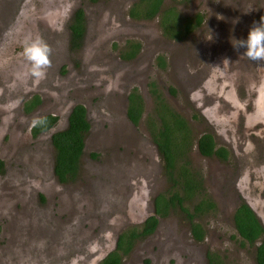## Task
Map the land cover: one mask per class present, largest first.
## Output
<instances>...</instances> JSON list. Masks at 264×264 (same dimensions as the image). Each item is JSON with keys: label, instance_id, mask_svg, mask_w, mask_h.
<instances>
[{"label": "rangeland", "instance_id": "1", "mask_svg": "<svg viewBox=\"0 0 264 264\" xmlns=\"http://www.w3.org/2000/svg\"><path fill=\"white\" fill-rule=\"evenodd\" d=\"M134 1L99 0L91 5L87 0H0V14L7 16L0 26V52L6 59L0 64V93L8 89L10 94H0V158L12 171L0 192V245L12 255L10 247L16 243H24L28 251L25 256L18 252L12 263L0 264H94L118 234L132 225L138 227L153 214V200L167 193L168 183L159 164L150 168V178L143 175L140 181V171L147 168L149 139L143 134L145 140L139 145V139L134 142L125 136L133 133L124 121L125 96L132 90L143 99L141 127H146L152 115L150 83L173 110L188 117L196 111V104H190L183 76L196 61H209L219 74H225L226 67L234 78L242 108L236 109L235 121L244 112L248 122L264 125V96L258 97L254 109L243 104V95L257 91L264 82V65L249 61L241 56L245 49L238 53L232 46L233 39H246L253 23L264 17V0H167L165 5L175 6L183 17L198 12L203 15L201 27L176 42L162 36L157 20L127 17ZM113 2L120 4L116 14L123 27L108 32L102 16ZM78 6L85 11L88 33L81 51L72 54L64 24ZM98 10H102L100 18ZM6 31L10 32L2 34ZM35 40L51 48V66L45 77L32 85L37 78L31 74L24 49ZM125 40L141 45L136 66L139 73L128 67L132 62L128 66L118 62L117 50ZM152 53L167 59L165 68L155 65ZM146 54L148 58L143 60ZM108 64H115L114 79L103 69ZM34 94L41 97L40 105L30 114L23 113V102ZM100 103L105 114L93 120L85 134L78 173L72 181L60 183L53 173L54 154L46 140L55 132L51 130L64 127L56 124L43 139H31L30 127L44 115L58 117L75 104L92 114ZM213 118L219 123L215 124L219 132L230 127L226 114L215 113ZM196 123L192 124L195 134L207 130L204 122ZM141 127L136 129L139 134L144 131ZM193 155L192 169L201 174L207 197L215 206L193 220L204 230L203 241L192 239L189 221L175 209L159 220L155 233L134 244L121 264H209L208 253L217 264H256L255 247L242 245L233 226L235 159L227 166L199 158L195 149ZM247 194L264 222V198L254 199L252 190Z\"/></svg>", "mask_w": 264, "mask_h": 264}, {"label": "flooded vegetation", "instance_id": "2", "mask_svg": "<svg viewBox=\"0 0 264 264\" xmlns=\"http://www.w3.org/2000/svg\"><path fill=\"white\" fill-rule=\"evenodd\" d=\"M87 1L91 5H95L96 3H98L99 0H87ZM139 1L140 0H136V1L132 2L130 4L129 8L127 9V17H129L131 20L140 21V20L133 19L129 16L130 8ZM166 1L167 0H162L161 5H160V10L158 11L157 15H155L152 19H149V21L150 20L151 21L157 20L159 29H160L163 37H165V36L162 33V27L160 25L159 13L161 11L169 8V7L175 8V6H166L165 5ZM170 1L176 2L173 0H170ZM119 7H120V4H118V2L117 3L113 2L112 8L107 10V11H104L105 13L102 16V18H103L104 23H106L104 25V27L108 28V32H111L112 30L115 31L117 28L123 27L122 23H121L123 20H121L119 18L118 13L116 14V11L118 10ZM79 10L82 12V18H83V22H84V34H83V37H82V40H81L79 47L75 48L74 47V41L72 40V32L70 30V26L74 20V15ZM99 11H102V10H98L96 12V15H98V17L100 18V12ZM198 15H200L202 17L201 24L198 27H196V29L194 31H192L190 34L186 35L183 39H185V38H187V36H190L191 34H193L203 24V15L200 12H198L196 14H192L188 17L190 19H193L194 17H196ZM6 17L7 16H5V14L4 15L0 14V26L3 24V21L6 20V19H4ZM116 18L119 19V22L113 21ZM146 21H148V20H146ZM66 22H67V24H66ZM64 30L67 33V38H68V40H67L68 44L67 45H68L70 52H72V54H76L79 51H81L82 46L86 42V37H87V33H88V25H87L86 14H85L84 9H81L78 6L77 8H75L73 10V12L69 16V19L67 21H65ZM9 32L10 31L2 32V34L9 33ZM165 38L168 40H171V42L177 41L174 39H169L167 37H165ZM179 41H182V40H179ZM51 44L55 45L56 43L53 40ZM131 44H138L139 45V47L137 48V51H135V52L132 51V49L130 47ZM140 52H141V45L139 42H135V41H131V40H125L122 48H119L117 50L118 60H119L118 62L121 63V65L125 64L126 66H128V64H130V62H132V64H130L132 66H128V67H130L132 70H134V74L139 73L140 71H138L136 69V66L138 65L137 61L139 59V58H137V56ZM127 54L132 55V57L123 59L122 57L127 56ZM151 57L154 59L155 65L158 66L160 69H163L166 67L167 59L164 58V56H162V55L156 56L154 53H152ZM144 58H148L147 54L145 55V57H143V60H144ZM4 60H6L4 57V54L2 52H0V64H2L4 62ZM126 66L123 68L124 69L123 73L128 68ZM112 67H115V64L105 65V66H103V69L107 70L109 72V76L114 79L115 76L117 77V75L113 76L115 74V71L112 70ZM218 71H220V70H218ZM218 71H217V68L214 67L211 62L205 61V63H203V61L199 60V61H196L193 64V66L190 69H188V71L183 76L184 77L183 81H184L185 90L187 92H189L188 95H189V101L191 102L190 104H191V106H193V104H192L193 101L196 104L193 106V109H195L196 111H193L192 114H190V116L188 115V117H186L184 114L182 115L179 111L173 110L166 102L165 103L174 111V113L177 117H179L180 119H182L185 122V124L187 125V128L189 129L190 145L187 147L186 156H187V160L189 162L190 168H192L191 162L194 161L193 160V158H194L193 149H195V153L197 154V156L199 158L205 159V160H214L217 164H220V165L224 164V165L229 166L230 161L231 160L234 161V159H235V163H234L235 168H232L235 170V175H234L233 179L231 180V185H235V188H236V207L233 211V214H234L235 210L242 203L245 204L249 208V210H251L250 206H252V205L247 199L248 191L250 193L252 190V192L254 193L253 196H255V197H253L254 199H263L264 198V125L262 124V122H259V121H254V123L248 122L246 120V117L244 116V112H240L238 119L235 121V114L237 113V111H241L242 108H240L241 105L238 104V101L236 98V90H235L234 85H233V82H234L233 79L234 78L232 75L228 74V72H227L228 68H226V67L223 69V71H226L225 74H223V73L219 74ZM87 73H88V69L84 74H87ZM39 79L40 78H37L35 83H33L32 85H36V83L39 81ZM98 83H100V82H98ZM0 88H1V84H0ZM260 88H263V91L261 93L259 92ZM157 90L158 89H157L156 85L150 83V93H151L150 98H152L153 109L151 111L152 115L148 117V120H150L153 123L159 122V119L155 116V114H153V110L155 108V102H154L155 100L154 99L156 98L157 95H161ZM133 91L134 90H132L130 93H128L125 96L126 109H125V114H124V119H125L124 121L127 125L130 126L133 133L125 135V136L129 140H132L134 142L136 141L135 138L139 139V145H142L143 141L145 140L144 138H142L143 134H145L147 136V138L149 139V142H148L149 144L147 143L149 146H146L147 148H149L148 156H147L148 163L146 164L147 168L140 171V176H139L140 181L144 178V176L150 178L151 173H152L150 168L153 169L154 165H158V164L160 166V173H162L163 177L166 180L165 173H164V167H163V159H162L161 154L159 153V150H158L156 144L152 141L151 133H150L149 126H148V120L145 122L146 127H141V124H142L141 118L144 115V108H143V99L141 98V96L137 92V90H135V92L139 95L141 103H142V111H141L140 117L138 118L136 124H134V123H132V121L129 119V117L127 115V110L129 107L128 98ZM0 94H1V96H6V97H9V95H10L8 92V89L5 93L2 92ZM260 95L264 96V82L261 83V85L259 86L257 91L256 90L253 91V89H252V91L246 92L243 95V104L246 105L248 107V109H250V108L254 109V105H255L254 103H256V100L258 99V97ZM35 96L39 100L38 104L35 105V107H33L30 111H26L27 110L26 108L29 107V105H30L29 102L31 100H33V98ZM161 98H162V96H161ZM250 100H251V103H250ZM40 103H41V97H39L37 94L32 95L29 99H27L23 102V104H22L23 113L25 112L27 114H30L32 111L35 110L34 108H36L37 106L40 105ZM237 104H238V107L236 106ZM75 105H72L68 111L65 110L63 113H60L58 115V117L54 116V115L46 114L41 118L52 116V117L56 118V121H55L53 126H55L56 124H60L61 128L62 127L65 128L67 126V119H68L69 113ZM77 105H80V104H77ZM236 109H237V111H236ZM104 111H105V109H104V106L102 103H100L99 106L96 107L95 112H93L92 114H90L89 111L87 109H85V119H86L87 123L89 124V129H88L87 133H89V131H90V126H91L93 120H96L97 117L100 119L103 118L102 114H105ZM250 112H252V111H250ZM250 112L245 111V113H248V114ZM215 113L216 114H218V113L226 114L229 118L230 127L229 128L227 127L222 132H219L217 130V127L215 126V124L218 126L219 123H215V118H213V115ZM254 113H255V110L252 112L250 117H252ZM36 121L30 127L29 136L31 139H38V138L43 139L45 134L53 126L48 128L47 130H45V129L40 130V128H37V129H39L37 131V129L34 130V128H35L34 126L36 124ZM198 121L204 122L205 125L207 126V130H204V131L200 132L199 134H195L194 133L195 128L193 127L192 124H194L196 122L199 123ZM206 126H205V129H206ZM138 127H141L144 129V131L141 134L137 133V131H136V129ZM208 128H210L212 131H210ZM205 133H208L211 135L212 140L214 142V150L215 151L220 147L224 148V150L226 151V156L224 159L217 157L216 155H212L210 157L203 156L198 152L197 140L201 135H203ZM51 135L47 138L46 142H48L49 147L51 148V151L55 155V150H54L52 143H51ZM83 144H84V138H83ZM82 153H83V150H82ZM54 155H53V173H54V164H55V162H54L55 156ZM13 166H14V164H13ZM9 167L10 166L8 164H6L5 162H3V160L0 158V179H1L0 180V183H1L0 184V192L4 186V183L6 182L5 180H7L9 178V177H7V175L11 174V172H12L9 169ZM199 175H200V177H202L201 174H199ZM247 179H249V182ZM166 182H167V180H166ZM168 188H169V183H168ZM261 195H263V196L261 197ZM193 202H192V204H195ZM251 212L253 213L252 210H251ZM233 214H232V220H233ZM253 215L255 216L254 213H253ZM151 216H155V214H154V200H153V214L145 217L143 219L142 223H140V225H138V227H140L145 222V220ZM199 216H201V215H199ZM156 218L158 219V224L155 227V230L153 233H155L158 230V226L160 224L159 220L162 219L159 217H156ZM256 220L258 221V223L262 226V228L264 230V222L261 219V217L259 216V219L256 218ZM189 223H190V221H189ZM131 227H136V226L132 225ZM131 227H129V228H131ZM152 234L146 236L145 238L151 236ZM190 235H191V231H190ZM8 237H9V234H7V237H6L7 242L9 243L10 240L8 239ZM191 237L195 242H201L204 239L203 238L201 241H196L192 235H191ZM140 240L141 239L136 241V243H138ZM23 244H17L16 243L14 247H10L11 252L14 253L13 255L9 254L8 249L6 251H3L2 249H4V248L1 247V245H0V252H1L0 262L3 261V263H8V261H9V263H12V260L18 255V252L22 253V255H24V256L28 255V251L24 250ZM19 250H22V252ZM208 256H211V253H208ZM1 258H6V259H1ZM16 262L18 263V261H16ZM208 262H210L209 264H217V261L214 259H212L210 261L208 258ZM121 263H122V260H121Z\"/></svg>", "mask_w": 264, "mask_h": 264}, {"label": "trees", "instance_id": "3", "mask_svg": "<svg viewBox=\"0 0 264 264\" xmlns=\"http://www.w3.org/2000/svg\"><path fill=\"white\" fill-rule=\"evenodd\" d=\"M173 1L187 2L188 0ZM161 2L162 0H140L130 8L129 16L136 20L152 19L160 10ZM159 19L163 35L177 41L194 31L202 21L200 15L193 19L183 17L174 7L161 11ZM70 30L74 47L77 48L84 34V22L80 10L74 15ZM130 47L135 52L139 45L131 44ZM131 57L132 55L127 54L122 58ZM128 100L127 115L132 123L136 124L142 111V103L135 90L130 94ZM154 100L153 114L159 119V122L153 123L149 120L148 126L152 141L156 144L163 159L164 173L169 183L168 191L166 194H159L154 199L155 216L147 218L140 227L127 228L121 232L118 235L115 250L110 252L99 264H121L122 258L131 251L136 241L154 232L158 224L156 217L165 218L170 211L175 209L182 212L190 221L193 238L196 241H201L204 238V230L199 224L192 221L199 215L211 212L215 207L207 197L202 177L189 166L186 152L190 145V132L187 125L175 115L161 95H157ZM38 102L39 100L35 96L29 102L30 105L26 111H30ZM40 121L43 122H37L34 130L37 128L47 130L54 125L56 118L48 116ZM88 129L85 108L75 105L69 113L67 126L51 135V143L55 150L54 174L60 183L75 179L84 147L83 138ZM197 148L203 156L216 155L223 159L226 156L224 148L220 147L216 151L214 150V142L208 133L198 138ZM193 201H196L195 204H192ZM255 217L251 210L242 203L233 214V226L238 237L242 240V245L246 243L249 246H255V263L264 264V230ZM208 258L210 261L212 260L211 256Z\"/></svg>", "mask_w": 264, "mask_h": 264}, {"label": "clouds", "instance_id": "4", "mask_svg": "<svg viewBox=\"0 0 264 264\" xmlns=\"http://www.w3.org/2000/svg\"><path fill=\"white\" fill-rule=\"evenodd\" d=\"M233 49L240 52L241 56L249 61L264 65V17H261L260 22L253 23L246 39H233ZM24 56L31 66V74L43 79L46 75V70L51 66V48L41 40H35L24 49ZM227 61V60H225ZM43 121H38L42 123Z\"/></svg>", "mask_w": 264, "mask_h": 264}, {"label": "water", "instance_id": "5", "mask_svg": "<svg viewBox=\"0 0 264 264\" xmlns=\"http://www.w3.org/2000/svg\"><path fill=\"white\" fill-rule=\"evenodd\" d=\"M51 131L52 132L53 131L57 132V129H54V130H51ZM250 208L253 211V213L255 214L256 218L259 219V215L256 213V211L254 210V208L252 206H250ZM129 210L131 211V205H129ZM118 235L116 236L115 241L113 243H111V245L109 247H106V250L104 251V253H101L97 258H95L94 264H99L110 252H112V251L115 250V248H116V241H117Z\"/></svg>", "mask_w": 264, "mask_h": 264}]
</instances>
